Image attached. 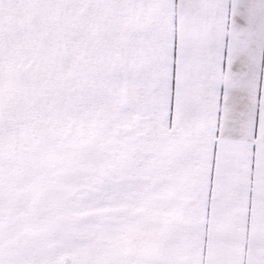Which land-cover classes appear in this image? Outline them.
<instances>
[{"label": "snow or ice", "instance_id": "1", "mask_svg": "<svg viewBox=\"0 0 264 264\" xmlns=\"http://www.w3.org/2000/svg\"><path fill=\"white\" fill-rule=\"evenodd\" d=\"M0 264H264V0H0Z\"/></svg>", "mask_w": 264, "mask_h": 264}]
</instances>
